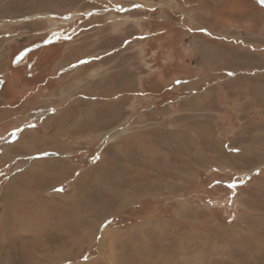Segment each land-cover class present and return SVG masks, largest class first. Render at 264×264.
Returning <instances> with one entry per match:
<instances>
[{
  "label": "rangeland",
  "instance_id": "374dc122",
  "mask_svg": "<svg viewBox=\"0 0 264 264\" xmlns=\"http://www.w3.org/2000/svg\"><path fill=\"white\" fill-rule=\"evenodd\" d=\"M0 264H264V0H0Z\"/></svg>",
  "mask_w": 264,
  "mask_h": 264
},
{
  "label": "trees",
  "instance_id": "16d2710c",
  "mask_svg": "<svg viewBox=\"0 0 264 264\" xmlns=\"http://www.w3.org/2000/svg\"><path fill=\"white\" fill-rule=\"evenodd\" d=\"M50 40H51V39H50ZM47 41H49V40H47ZM17 61H19V57H18V56H16V58H14V64H15Z\"/></svg>",
  "mask_w": 264,
  "mask_h": 264
},
{
  "label": "bare ground",
  "instance_id": "6f19581e",
  "mask_svg": "<svg viewBox=\"0 0 264 264\" xmlns=\"http://www.w3.org/2000/svg\"><path fill=\"white\" fill-rule=\"evenodd\" d=\"M31 144V143H30Z\"/></svg>",
  "mask_w": 264,
  "mask_h": 264
}]
</instances>
